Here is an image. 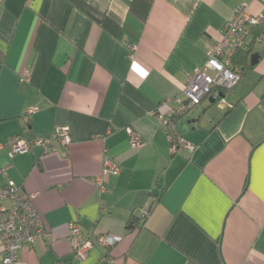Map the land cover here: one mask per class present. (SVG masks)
Listing matches in <instances>:
<instances>
[{
  "label": "crops",
  "instance_id": "obj_1",
  "mask_svg": "<svg viewBox=\"0 0 264 264\" xmlns=\"http://www.w3.org/2000/svg\"><path fill=\"white\" fill-rule=\"evenodd\" d=\"M242 4L264 15L252 0H0V186L36 194L48 235L16 264H264V27L227 109L203 102L179 117V148L158 119ZM61 128L67 150L53 140ZM13 137L56 149L10 158ZM105 155L120 171L100 193ZM73 222L122 240L77 262Z\"/></svg>",
  "mask_w": 264,
  "mask_h": 264
},
{
  "label": "built area",
  "instance_id": "obj_2",
  "mask_svg": "<svg viewBox=\"0 0 264 264\" xmlns=\"http://www.w3.org/2000/svg\"><path fill=\"white\" fill-rule=\"evenodd\" d=\"M264 2V0H252ZM264 27V15H252L248 5L242 4L234 10L232 17L226 22L222 33L210 48L206 62L196 67L188 76L183 89V100L175 99V107L163 116L158 114V119L166 128L167 134L174 129L176 120L189 112L192 108L203 102H212L221 109L229 107L226 95L239 83L242 78L241 69L233 65V58L239 51L247 50L252 41L262 42L261 37L253 39V30ZM134 51L135 47H131ZM169 135V134H168ZM170 137V135H169ZM171 138V137H170ZM55 144L68 149L71 143L68 131L61 128L53 135ZM9 157L16 154L32 153L35 148L47 154L56 149L44 140L32 142L19 141L13 137L9 141ZM3 146V145H1ZM130 146L139 147V137L131 133ZM175 147V146H174ZM119 166L109 159L103 157L102 170L99 176L93 179L96 189L100 193L107 191L104 177L106 175H117ZM7 167L0 169V177H5ZM36 194L27 193L22 187L16 186L11 181H6L0 186V256L1 264H16L19 252L23 247H33L39 241L48 237L43 219L35 207ZM103 209V203H100ZM145 218L148 208L141 213ZM68 242L71 245L72 258L81 262L94 245H98L108 252L121 242L119 236L95 234H84L80 225L76 222L70 223ZM100 264H113L107 255L102 256Z\"/></svg>",
  "mask_w": 264,
  "mask_h": 264
},
{
  "label": "trees",
  "instance_id": "obj_3",
  "mask_svg": "<svg viewBox=\"0 0 264 264\" xmlns=\"http://www.w3.org/2000/svg\"><path fill=\"white\" fill-rule=\"evenodd\" d=\"M256 29V30H255ZM253 30L254 32V36H257L259 34V30H257L258 28H255ZM257 38V37H255ZM253 43H251L250 47L247 50L244 51H239L235 57L233 58V65L237 66L241 69L242 72V76L245 74V72L247 70H249L250 68V57L253 54ZM168 134L171 137L172 143L174 144V146H176L177 148H179V139L177 134L175 133V130L172 129L171 131L168 132ZM148 212H149V208H148ZM138 222L139 220L136 217H131L127 224H126V228L130 231H134L135 228L138 226Z\"/></svg>",
  "mask_w": 264,
  "mask_h": 264
},
{
  "label": "water",
  "instance_id": "obj_4",
  "mask_svg": "<svg viewBox=\"0 0 264 264\" xmlns=\"http://www.w3.org/2000/svg\"><path fill=\"white\" fill-rule=\"evenodd\" d=\"M258 60H259V54L258 53L252 54L250 57V66L256 65Z\"/></svg>",
  "mask_w": 264,
  "mask_h": 264
},
{
  "label": "clouds",
  "instance_id": "obj_5",
  "mask_svg": "<svg viewBox=\"0 0 264 264\" xmlns=\"http://www.w3.org/2000/svg\"><path fill=\"white\" fill-rule=\"evenodd\" d=\"M133 65H135V69L133 68V70H137L139 68V66L136 65L135 63ZM142 73H143L142 75L145 77L148 75V73L146 71H142Z\"/></svg>",
  "mask_w": 264,
  "mask_h": 264
},
{
  "label": "snow or ice",
  "instance_id": "obj_6",
  "mask_svg": "<svg viewBox=\"0 0 264 264\" xmlns=\"http://www.w3.org/2000/svg\"><path fill=\"white\" fill-rule=\"evenodd\" d=\"M137 70H139V69H137ZM141 74H143V73L141 72Z\"/></svg>",
  "mask_w": 264,
  "mask_h": 264
}]
</instances>
